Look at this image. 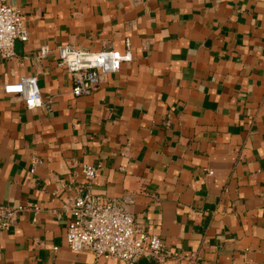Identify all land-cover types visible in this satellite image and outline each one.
<instances>
[{
  "label": "crops",
  "instance_id": "crops-1",
  "mask_svg": "<svg viewBox=\"0 0 264 264\" xmlns=\"http://www.w3.org/2000/svg\"><path fill=\"white\" fill-rule=\"evenodd\" d=\"M6 1L29 41L0 56V205L27 210L0 264H123L68 247L60 209L83 165L99 170L93 194L133 195L126 210L173 264H264V0ZM126 39L133 61L75 98L56 47ZM34 76L44 106L29 110L5 87Z\"/></svg>",
  "mask_w": 264,
  "mask_h": 264
},
{
  "label": "built area",
  "instance_id": "built-area-1",
  "mask_svg": "<svg viewBox=\"0 0 264 264\" xmlns=\"http://www.w3.org/2000/svg\"><path fill=\"white\" fill-rule=\"evenodd\" d=\"M29 41V30L17 7L0 0V56L13 59L18 42ZM58 66L66 70L73 79L75 98L95 93L105 76L117 74L122 65L133 61L131 41L125 40L124 51L88 53L73 46L59 45L55 49ZM49 46L39 50V58H47ZM7 95H17L27 109L44 106L43 95L37 77L23 78L14 85L5 87ZM40 160H33L34 174ZM212 175V173H210ZM99 170L89 165L81 169V183L74 186L76 194L64 198L60 216L68 220L67 244L74 253L90 252L98 259L117 260L123 264H140L148 257L155 264H173L176 255L170 252L163 239L137 227L126 206L133 202V195L123 199L110 198L92 193ZM70 184H62L58 193L67 191ZM31 209V208H30ZM27 209H11L0 205V234L10 229ZM38 212L37 207H33Z\"/></svg>",
  "mask_w": 264,
  "mask_h": 264
}]
</instances>
